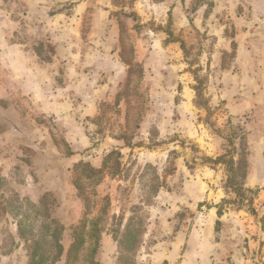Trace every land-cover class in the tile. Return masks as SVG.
Masks as SVG:
<instances>
[{
  "label": "rangeland",
  "instance_id": "obj_1",
  "mask_svg": "<svg viewBox=\"0 0 264 264\" xmlns=\"http://www.w3.org/2000/svg\"><path fill=\"white\" fill-rule=\"evenodd\" d=\"M75 227L72 264H264V0H0V264Z\"/></svg>",
  "mask_w": 264,
  "mask_h": 264
},
{
  "label": "trees",
  "instance_id": "obj_2",
  "mask_svg": "<svg viewBox=\"0 0 264 264\" xmlns=\"http://www.w3.org/2000/svg\"><path fill=\"white\" fill-rule=\"evenodd\" d=\"M126 64H127L128 68L126 70L125 82H129V78L131 75V66L128 63H126ZM114 153L115 152H111V153L107 154V156L104 158L102 168H94L88 164H84V162H80L78 164V166L84 167L88 173H97V172L100 173V170L103 169V167L105 166V163H107V160H109V158H111V156ZM224 159L225 158L223 156H220V157H218L217 161H223ZM229 163L231 165V169L235 168L234 171L238 172L237 174H236V172H232V174H230V178H229L230 184L229 185H230V187H236V184L232 183V181H234L235 178L238 177V175L242 179L245 178L246 162H245V160H242V159H239L238 161H233V159L231 158L229 160ZM73 185L75 186V182H73ZM75 188H77V191H78V189H79L78 184H77V186H75ZM55 230L56 229H54V233H55ZM57 230H58V228H57ZM82 230H83V227H80L79 229L77 227H75L73 229L72 232L74 235L72 237L71 243L69 244L67 250H64L61 242L57 239L56 234H54L56 245L60 249V252L57 254V257L59 256L62 259L61 261L64 262V264H72V262H74V260L76 259V255H77L79 249L83 246L84 240L81 237ZM62 257H64V258H62ZM33 258L34 257H32V259H31L32 263L34 262ZM31 262H30V264H31Z\"/></svg>",
  "mask_w": 264,
  "mask_h": 264
},
{
  "label": "crops",
  "instance_id": "obj_3",
  "mask_svg": "<svg viewBox=\"0 0 264 264\" xmlns=\"http://www.w3.org/2000/svg\"><path fill=\"white\" fill-rule=\"evenodd\" d=\"M117 55H112L111 57H110V60H111V63L112 64H114V66H119V68H120V70H121V66H123L124 65V63H122V61L121 60H117V58H114V60H113V57H116Z\"/></svg>",
  "mask_w": 264,
  "mask_h": 264
}]
</instances>
